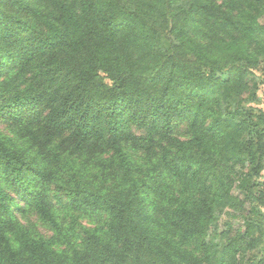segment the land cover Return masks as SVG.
<instances>
[{
  "label": "trees",
  "instance_id": "16d2710c",
  "mask_svg": "<svg viewBox=\"0 0 264 264\" xmlns=\"http://www.w3.org/2000/svg\"><path fill=\"white\" fill-rule=\"evenodd\" d=\"M263 8L264 0H0V118L47 143L64 133L77 147L107 141L130 179L116 193L68 191L70 210L109 219L107 237L87 230L70 256L18 219L33 211L63 236L45 202L47 162L0 137V264H263L254 251L264 242V111L244 106L248 71L264 61ZM262 76L264 85V68ZM181 122L185 141L173 136ZM133 126L170 144L162 171L142 180L123 150ZM224 215L244 221L234 240L230 223L219 229Z\"/></svg>",
  "mask_w": 264,
  "mask_h": 264
},
{
  "label": "rangeland",
  "instance_id": "374dc122",
  "mask_svg": "<svg viewBox=\"0 0 264 264\" xmlns=\"http://www.w3.org/2000/svg\"><path fill=\"white\" fill-rule=\"evenodd\" d=\"M256 14L259 15V24L264 27V8ZM257 40L263 39L257 38ZM257 40L250 42L249 49L251 51L260 48ZM240 41L246 46L245 41ZM263 59L264 57H261V60ZM55 60L58 61L59 58L56 57ZM38 64L41 63L38 62ZM48 64L49 61L44 63V65ZM263 68L264 61L261 63L260 69H250L248 71V86L244 91V106L264 111ZM226 70L221 74L218 73V75L226 78L229 74L228 69ZM27 77L32 78L31 71ZM176 126L173 133L176 139L182 141L190 139L187 122L178 123ZM22 127L24 126L0 118V137L13 140L14 144L22 149L29 150L30 148V152H33V154L36 152L39 157L44 158L47 162L49 180L46 183L45 202L55 213L54 215L63 229V236L59 237L50 222L33 211H28L19 216L20 225L36 238H54L57 241L54 245L55 250L65 251L70 256L73 255L75 250H80L84 233L87 230H96L98 235L107 237L109 219L105 213L83 209L70 210L66 203L68 191L75 184L116 193L123 189L124 184L122 181H126V184L130 182V179L123 175L115 164L117 155L115 149L107 141L102 140H94L84 147H77L68 133L57 136L47 143L45 135L34 134L31 131L22 132ZM38 130L39 125L34 132ZM27 140L32 142L33 146H27ZM164 148H170V144L159 136L149 137L146 129L142 127L133 126L131 128L130 138L125 140L123 150L133 163L139 166L137 169L139 173H135V178L142 180L146 176H151L154 172L162 171L158 165L164 153ZM261 179H264V171ZM174 186L179 192V187H177L179 185L175 183ZM232 193L234 196L243 199L241 191L237 188H234ZM250 207L251 205L247 203L246 209L249 210ZM262 210L264 211V208ZM228 223L232 225V230L228 235L234 240L238 237L237 234L243 232L244 221L240 217L224 215L219 223L220 231H228ZM70 230H73V232L70 233ZM1 236L0 232V247L3 242ZM7 236L14 237L11 233ZM238 242L241 244L240 239H238ZM254 254L262 257L264 264V242L259 249L254 251Z\"/></svg>",
  "mask_w": 264,
  "mask_h": 264
}]
</instances>
